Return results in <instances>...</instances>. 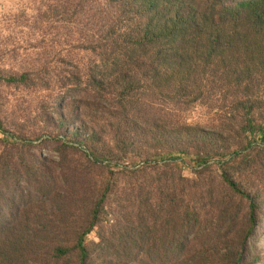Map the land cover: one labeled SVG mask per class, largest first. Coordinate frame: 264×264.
I'll list each match as a JSON object with an SVG mask.
<instances>
[{"label":"rangeland","instance_id":"rangeland-1","mask_svg":"<svg viewBox=\"0 0 264 264\" xmlns=\"http://www.w3.org/2000/svg\"><path fill=\"white\" fill-rule=\"evenodd\" d=\"M119 3L0 0V254L5 242L17 246L15 258L5 264H80L75 245L104 196L100 221L85 238L90 264H233L237 259L249 228L248 203L223 181L219 154H245L254 138L252 126L264 129V70L238 85L218 78L202 83L197 100L182 114L180 99L147 82L134 88L132 98L124 93L125 99H117L122 68H99L96 41ZM120 104L143 112L142 129L117 147L97 148V161L91 145L80 144L75 133L101 131L98 140L104 142L105 127ZM181 118L207 129L200 143L179 138ZM153 122L172 136H146ZM194 146L216 154L204 170L190 157L151 156ZM251 157L235 158L228 171L245 192L263 196L242 264H264V150ZM114 164L119 168L113 172ZM194 209L200 222L187 227L182 217ZM59 246L70 252L49 259V248Z\"/></svg>","mask_w":264,"mask_h":264},{"label":"trees","instance_id":"trees-1","mask_svg":"<svg viewBox=\"0 0 264 264\" xmlns=\"http://www.w3.org/2000/svg\"><path fill=\"white\" fill-rule=\"evenodd\" d=\"M112 17L109 21L105 20L103 32L96 42L100 46L99 68H111L114 71L122 68V93L120 96L117 94V99H125L124 93L127 94L126 98H132L134 88L147 82L180 99L182 114L197 100L202 83L218 78L235 79L233 82L238 85L241 81H251L254 74L264 70V0H120L118 13L113 20ZM142 68L145 72H140ZM127 71L129 74H126ZM25 77L26 74H23L20 78ZM117 114V117L109 120L111 124L105 127L104 142L98 140L101 131L98 133L90 128L77 129L75 133L80 144L85 142L91 145L95 151L92 155L97 161L101 160L97 148L109 147L110 144L117 147L135 136L137 131L134 130L142 129L139 123L144 117L142 111L130 112L120 104ZM246 121L247 125L252 126L250 120ZM159 124L153 122L145 132L146 136L157 140L169 139L171 133ZM252 128L254 138L247 147L248 152L236 157L237 152L219 154L223 181L233 194L247 201L249 210V228L233 264H242V251L246 250L248 239L255 234L258 218L263 212V202L258 201L263 197L262 194L254 196L245 192L232 180L228 171L230 165H235V158L252 159L255 150H264L261 146L264 144L263 127ZM205 132L206 128L189 124L181 118L176 134L185 144H198L199 140L205 138ZM191 149L160 150L151 156L162 157L163 161L190 157V162L196 164L197 168L202 167V170L215 159L216 154L211 150L198 146ZM116 165L112 166L113 172L119 168ZM124 167L127 168L126 165ZM105 198L102 197L97 204L89 229L75 245L79 251L80 264L91 263V253L85 238L100 221ZM194 210L192 214L186 212L182 217L187 227L200 222L201 213ZM16 247L12 242L3 244L1 248L5 250L0 255L4 264L11 262ZM62 247L49 248L48 258L55 260L70 252ZM185 262H188L187 258Z\"/></svg>","mask_w":264,"mask_h":264}]
</instances>
